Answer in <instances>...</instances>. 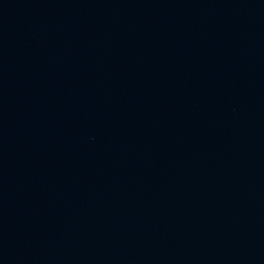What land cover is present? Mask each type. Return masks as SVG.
Here are the masks:
<instances>
[{
    "label": "water",
    "instance_id": "95a60500",
    "mask_svg": "<svg viewBox=\"0 0 264 264\" xmlns=\"http://www.w3.org/2000/svg\"><path fill=\"white\" fill-rule=\"evenodd\" d=\"M0 264H264V0H0Z\"/></svg>",
    "mask_w": 264,
    "mask_h": 264
}]
</instances>
